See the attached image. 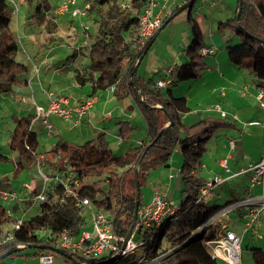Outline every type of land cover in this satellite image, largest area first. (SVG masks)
I'll list each match as a JSON object with an SVG mask.
<instances>
[{
  "label": "trees",
  "instance_id": "16d2710c",
  "mask_svg": "<svg viewBox=\"0 0 264 264\" xmlns=\"http://www.w3.org/2000/svg\"><path fill=\"white\" fill-rule=\"evenodd\" d=\"M151 1L153 0H81L83 4H79V0L77 2L80 6L88 5L84 17L91 16L95 32L86 33L87 45L82 56L85 63L71 69L74 73V83L78 87L91 85L89 96H93L113 87L119 81H125L138 104L146 124L147 136L142 146L129 149L120 155L113 154L108 149L104 133L98 134L95 139L83 145L68 143L61 138L56 139L45 153L44 161L53 171L69 170L70 174L65 180L59 178L68 184L67 179L73 176L79 180V187L74 189L76 193L74 197L65 194L64 184L55 182L52 191L45 190V201L38 202L35 219L22 220L21 231L15 235V239L19 238V241L23 242L24 247L21 250L25 248L33 250L32 254H26V257L60 256L65 264L221 263V260L212 257L210 248L204 245L203 240L206 237L213 238L208 220L230 203L212 205L207 196L213 190L201 195L199 189L204 184L201 183L199 173L208 139L216 131L230 124L213 116H205L193 124H186L181 119V114L188 110L185 98L171 95L172 87L200 79L205 70L204 56L207 55L200 53V49L203 48L202 31L191 13V8L197 0H193L188 8L186 18L190 42L183 50L185 63L168 77V83L163 88L156 86L157 80L153 81L154 76L148 79L139 77L136 67L144 56L147 41L145 45L133 43L138 40L140 17ZM189 1L185 0V3ZM12 3L16 5L13 0H0L2 95L13 94L17 87L27 85L26 78L20 79L25 69L10 58L19 51L16 36L10 29L14 18L17 21L15 13L18 11ZM20 5L27 9L31 8V12L28 11L23 17L24 26L32 29H51L52 23L48 17L50 8L46 0H22ZM181 6L173 9L171 16ZM217 29L221 32L232 31L239 39L237 44L225 46L227 59L237 68H250L257 86L264 92V0H237L235 16L218 23ZM61 39V36L51 38L49 42ZM74 52L73 50L72 59L75 57ZM32 118L14 117L15 124L9 148L17 152L19 159H24L26 154L34 155L38 146L37 134L30 128ZM117 126L118 138L122 140L127 139L134 131L127 121H119ZM176 149L182 157L179 168L183 182L180 203L175 213L164 219L159 226H151L138 232L137 235L143 239L137 242H143L139 246L143 247L140 256L132 254L126 258L103 256L97 259H84L76 253H68L58 248V237L62 232H66L74 240L80 239L86 224L87 210L85 206L79 205L78 201L81 200H87L93 210L108 214L113 231L125 236L130 228L135 208V173L140 208L141 187L149 173L161 166H167ZM53 158L56 159L55 162L52 161ZM9 220L6 209L0 205V235L2 225ZM42 230L48 231L47 238L36 234ZM162 238H165L166 246L161 248ZM16 245V242H10L1 246L0 255ZM251 254L253 264H264L262 249L253 248ZM13 255L16 254L10 256Z\"/></svg>",
  "mask_w": 264,
  "mask_h": 264
},
{
  "label": "crops",
  "instance_id": "0c3cea01",
  "mask_svg": "<svg viewBox=\"0 0 264 264\" xmlns=\"http://www.w3.org/2000/svg\"><path fill=\"white\" fill-rule=\"evenodd\" d=\"M80 1L81 0H79V4H83ZM207 1L208 0H201L199 10L205 15H207V13H210L212 10L215 13V16L213 13L212 23L214 22V26L210 30L209 39L208 41H206L205 39V42L203 43V48L211 49L212 53L210 55L204 56L205 70L202 77L195 81L183 82L178 84L175 92L172 90L171 95H173L174 97L185 98V104L188 110L186 111V113L181 114V119L186 124H193L203 119L205 116H213L216 119L224 120L225 122L230 124V126H226L222 129L230 128L229 130H233L234 136H225V146H222L223 150L220 152L221 154L211 160V162H213L212 164L205 166L202 164L203 162L201 160L200 171L201 169H208V171L214 175V178H220L223 180V182L219 186H215L213 189H211L213 191L208 194L211 195L210 202L214 200L215 195H220V186H224L227 184L231 189V191L229 190L231 198L226 202L232 204L238 200L245 199L246 197L256 196L260 194L259 187L249 188L248 174L239 176L233 175L244 170L249 164L258 162L264 155V111L259 107L257 95L261 91V89L257 86L252 71L244 72L242 71V69L237 68L229 63L225 51V46L228 45V42L226 41L227 38L225 35H217L218 33L215 31V27H217L218 23L229 19L230 15L236 12V4L233 3V0H217L215 4L213 2L210 4V7L212 9L208 10L207 5H204L205 3H207ZM184 3L185 0H154V7L152 8V12L156 14L162 12L166 8H170L171 10H173L176 7L183 5ZM200 12H198V14H195L194 16L201 28L203 37L204 30L200 19L204 18V15H202ZM217 12H219V15H216ZM48 17L50 18L52 23L51 29L45 28L47 30V33H50L49 40L51 38H58V32L61 33L62 36L68 37L74 47L76 43L78 44L79 37L84 39L76 48H73V50L75 51V57L68 61L62 68L56 69L55 73H52L50 77H48V73H44L43 79L41 80V73L38 72L37 74H31V77L33 78H26L27 85L23 87H25V89H28V101L30 102L26 101L27 94H23L22 92L18 93L17 88L15 89L13 94H0V126L4 118H8L12 122V124L8 125L12 128L10 132L9 127H6V129L5 126L1 128L2 136L0 137V203L2 201H10L13 206L24 203L27 208L32 209H35L38 203L34 201V197L41 191L43 187L42 179L40 178L41 186L38 188L33 187L32 184H24V188L27 191H31L33 189L31 191V194L26 196L25 198L23 192L17 193V191L14 190L16 188V182H13L11 176H16V174L18 175L25 169L24 166L35 164L39 174L40 172L44 173L42 171L44 170L49 174L52 173L54 177H59L57 172L50 169V166L44 161L45 153L48 152L56 139L61 138L65 142H68L66 140V137L71 134V131H74V128H79L78 132L81 139H83L86 134H90V137H92L91 139H93L100 133H104V135L107 136V132H105L106 128H104L103 124V121L106 119L108 120L107 122L112 124V126L109 128L110 134L117 140H122L118 138L117 123L119 121L129 122L130 126L134 129L132 134H130L128 138L125 139L126 145L123 153L129 149L142 146L146 141L147 136L146 124L140 114L138 104L135 101L133 94L128 89L125 81H119L113 87L105 91L98 92L93 96H89V94L91 93V85L88 84L84 87H78L74 83V73H67L70 72L72 68L78 67L74 66V63L79 60V56L81 57L79 65L81 66L85 63V59L82 58V56L84 55L83 52H85L84 48L87 45L85 38L87 32L84 28L86 23L81 22V33L83 34L82 37L80 32L71 30L77 18H72L70 14L55 16L49 13ZM174 18L175 16L168 23H166L165 26L156 34L152 45L158 39L161 32L173 22ZM55 35H57L58 37ZM169 35H171V40H169L173 44L166 43V56L161 57L157 52L160 46V42L159 45H157L154 49H152L151 45L144 54L143 58L138 63L137 74L139 77L148 79L154 76L153 81L161 78H166L171 74L173 75L176 72V69L181 64L185 63L183 50L188 46L190 42V33L186 32L184 33L183 37H180V34L172 29ZM234 40L235 38L233 37L229 38L230 43H232ZM164 64H167V66L163 67ZM156 74L157 76H155ZM47 91L53 93L56 100L60 101L59 106L63 108L66 106L75 107L88 98H93L94 103L91 109L83 116V118L78 123H75L74 121H65L55 114H50L45 119V122H43V118L37 117L35 115V107L38 106L45 109L48 107L50 99L48 98V96L46 97ZM67 91H69V95H66ZM9 96H12L14 99H10ZM117 101H119V103H116ZM15 102H20L22 104L31 103L32 110L30 112L28 111L27 116L33 117L31 119V124L33 125L30 128L32 132H35V134H37L38 140V146L34 155L26 154L24 159L18 158L24 163L11 161L8 158L9 155L4 153V150L9 148L11 132L15 124L14 117H27L24 116L25 111L15 108ZM220 111L226 114L224 118H221L219 116ZM137 114L139 117H137ZM233 115H235L237 119L233 120ZM57 119L64 122L63 124L68 123L70 127L68 129H66L65 127H60ZM48 126H50L51 128L49 129ZM82 126H84L85 128L82 129ZM137 127L140 128L138 129ZM136 128L138 130H142L141 137L136 136V133L138 131H136ZM230 142H233L235 144L233 150L230 149ZM254 142H256V145L254 144ZM11 152L17 153L16 151L12 150ZM176 152H178L177 149ZM246 152L255 153V158L250 162H245L243 156L246 154ZM35 155L38 156L35 157ZM222 159H227V167L229 169L228 173H224L219 165V161ZM52 161L55 162L56 159L53 158ZM4 164L8 166L7 169H2V166H4ZM38 166H42L43 168L38 169ZM11 171L13 172L11 173ZM166 173L167 171L163 170L162 167L154 169L149 173L146 181L149 180L148 185L150 189H152V194L150 195V199L148 202H142V206L149 204L153 195L155 193H158L156 186L159 187V184L165 179ZM44 174L47 175L46 173ZM231 180L234 182L233 184L230 183ZM47 183L45 184V186L47 185ZM54 185L55 184H52L51 190L48 191H52ZM237 185L238 189L236 188ZM38 189L39 191L37 192ZM5 195L6 197H4ZM212 205H215V203H212ZM8 212L9 211L6 209L7 215ZM86 212L89 211L86 210ZM245 212V209H237L228 214L229 216L235 215L241 217L243 231V216ZM263 214L264 211L259 216L258 223L255 225L253 231H244V235H257V229L261 226L260 219ZM224 218L226 217L215 219L214 224L216 225V230L220 231L225 228V230L232 231L230 227L227 228L225 226ZM87 220L88 221L86 222L92 230V226L90 224V213L87 217ZM86 224L84 225V227L86 226ZM84 227L82 232H91L89 230H84ZM7 231H2V233H5ZM212 233L214 238L215 232ZM21 246H23V244L16 245V247ZM221 262L223 261L221 260Z\"/></svg>",
  "mask_w": 264,
  "mask_h": 264
},
{
  "label": "rangeland",
  "instance_id": "374dc122",
  "mask_svg": "<svg viewBox=\"0 0 264 264\" xmlns=\"http://www.w3.org/2000/svg\"><path fill=\"white\" fill-rule=\"evenodd\" d=\"M13 1H15L17 8H18L17 13H15V17L17 18V21H15V18H14V20L10 24V29L16 36V40L19 44V51L14 53L10 58L14 60L16 63H18L20 66H22L23 69H25V71L21 73L20 79L25 80V78H28V79L33 78L31 77V74L33 75L34 73L33 64L35 63L36 65H38L39 72L41 73V80L43 79L44 73H48V77H50L52 73H55L56 69L62 68L68 61L72 59L71 56L73 55V48H76L80 44V42H82V40L84 39L79 37L78 44L76 43L74 47L72 45V42H70L65 36H62L61 33L58 32V35L61 36L62 39L60 41L49 42L48 40L50 37V33H47L46 29H37V28L32 29L30 27L23 25L24 24L23 17L28 11L31 12V8L27 9V7L20 5L22 0H13ZM46 1H47V6L50 8V10L55 9L61 2V0H46ZM216 1L217 0H208L207 3H205L204 5H207L208 10H210L212 9L210 7V4L212 2L215 4ZM233 3L237 4V0H233ZM200 5H201V0L195 1V3L193 4L192 10H191L192 15L198 14V12H200L199 10ZM213 13H214L213 10L210 13H207V15L201 13L202 15H204V18H201L200 22H202L204 36H206V37L203 36V43L205 42V39L206 41H208L210 30L214 26V22L212 23ZM187 14H188V9L178 13L175 16L173 22L161 32L158 39L152 45V49H154L157 45H159V42H160V46L157 52L161 57L166 56V49H165L166 43L173 44L170 42L171 35H169L172 29L178 32L180 34V37H183L184 33L189 32V27L186 21ZM216 15H219V12H217ZM214 16H215V13H214ZM234 16H235V13L230 15V18H233ZM81 22L86 23L84 28L86 29L87 33L94 34L95 27L92 23L91 16L77 18L71 30L81 33L82 31ZM215 28H216L215 31L218 33L217 35L226 36L227 38L226 41L228 42V44L234 45L239 42V39L234 35L232 31L227 30V31L221 32L217 29V27ZM81 36L83 37L82 33H81ZM230 37L235 38V40L232 43H230L229 41ZM78 59L79 60L74 63V66H78V67L80 66L79 62L81 61V57L79 56ZM166 66L167 64L163 65V67H166ZM242 71L249 72L252 70L250 68H245V69H242ZM67 73H73V72L70 70V72H67ZM155 76H157V74ZM175 89L176 87L171 88V90H173L174 92H175ZM29 90H30V84H29ZM17 91L18 93L22 92L23 94H27L26 101L29 100V94H28L27 88L25 89V87L20 86V87H17ZM47 92H50V91H47ZM69 94H70L69 91H67L66 95H69ZM9 98L14 99L12 96H9ZM116 103H119V101H117ZM15 108L25 111L24 116H27L28 111L30 112L32 110L31 103L22 104L20 102H15ZM137 117H139L138 114H137ZM107 121H108L107 119L104 120L103 124H104V128H106L105 132H107V136L105 135V138L108 141V149L111 150L113 154L120 155L125 150L124 148L126 145V141L125 139L123 141L117 140L115 137H113L110 134L109 128L112 126V124H110ZM57 122L59 123L60 127H65L66 129L70 127L68 123L63 124L64 122H62L59 119H57ZM10 124H12V122L8 118L7 119L4 118L2 120V123L0 126V137L2 136L1 128H3L4 126H5V129L6 127H9V132H10V130L12 129L10 126H8ZM32 125L33 124H31L30 127H32ZM84 128L85 127L82 126V129ZM137 128L139 129L140 127H137ZM137 128H136V131L138 130ZM229 129L230 128L218 130L213 135H211L208 143L206 144V152L204 153L202 157L203 165L206 166V165L212 164L213 162H211V160L215 157H218L221 154L220 152L223 150L222 146H225V143H224L225 136H230V135L234 136L233 130H229ZM78 131H79V128H74V131H71V134L68 135V137H66V140L68 142L76 143L77 145H83L85 144V142L95 139V137L91 139L92 137H90L91 136L90 134L89 135L86 134L83 137V139H81L79 137ZM136 136L141 137L142 130H138L136 133ZM254 144L256 145V142H254ZM4 153L9 155L8 157L9 160L15 161L18 163L19 162L24 163L18 159L17 153L11 152L9 148L5 149ZM255 156H256L255 153L246 152V154L243 156V159L245 162H250L251 160L255 158ZM181 163H182V157L180 153L176 152V150L175 152L173 151L168 161L167 166H161L163 170L167 171L166 177L159 184V187L156 186V189L158 193L162 196V198L167 199L172 204L173 207H177L181 199V190L183 187V182L179 174V168L181 166ZM7 168L8 166L6 164L2 166V169H7ZM24 168L25 169L21 171L18 175L17 174L16 176L12 175L13 177L11 176V178L13 179V182H16V188L14 190L17 191V193L23 192L24 197L26 198V196L31 194V191L33 189L31 191H27L24 188V184H32L33 187L38 188L41 186V179H40L41 177H40V174L38 173V170L35 164L24 166ZM39 168H43V167L38 166V169ZM42 171L50 177V180L45 186L44 190L46 191L51 190L52 184H55V179L53 178L54 175L52 173L49 174L45 172L44 170ZM12 172L13 171H11V173ZM69 172H70L69 170H64L61 172H57V174L60 178L65 180L69 176L70 174ZM199 178L201 180V183L204 184L206 182L213 180L214 175L211 172H209L208 169H204V170L201 169L199 173ZM230 183L233 184L234 182L231 180ZM148 184H149V180H147L146 183L141 187L142 202H148L150 199V195L152 194V189H150ZM228 188L229 187L227 184L224 186H220V191H221L220 195L219 194L215 195V198L212 201V203L213 204L215 203V205H222L227 200H229L231 198V194H230L231 189L230 188L228 189ZM236 188L238 189V185L236 186ZM38 191L39 189L37 190V192ZM207 200L208 201L211 200V195L207 196ZM38 204L39 203H37V205ZM0 205L9 211L8 216L10 217V221L7 223H4L1 227L3 232L7 230L9 231L12 230L13 224L16 221L34 220L37 215V210H36L37 208L35 209L27 208V206L24 203L17 205V206L16 205L13 206L10 201H7V202L2 201ZM88 216H89V212H85L86 221H88L87 220ZM223 217H226L224 218L225 226L227 228L230 227L232 231L240 238V250H241L240 263L241 264H253L251 249L260 248L264 251V214L262 215L260 219L261 226L257 229V235H254V236H252L251 234H246V235L243 234L244 231H243V226L241 222L242 220L240 216H235V215L229 216L228 215V216H223ZM84 230L91 231L88 223L84 227ZM36 234L42 238H47L49 236L48 231L46 230H42L41 232L38 231L36 232ZM217 234L219 233L216 232L215 236ZM19 240L20 239L18 238L17 240L15 239L13 242H16L17 244H23V242H20ZM140 240H143V239L140 238L137 234L134 235V239H133L134 242H138ZM165 246H166V240L165 238H162L160 240V247L162 248ZM23 247H24V244L23 246L19 248H23ZM142 251H143V247H137L135 249L134 254L138 257L141 255ZM32 252H33L32 249H26V248L22 250L20 249V251L15 253L16 255L6 257L0 260V264H40L37 256H33V257L25 256L26 254H29V255L32 254ZM52 257H53L54 264H65L63 258H61L60 256L54 257L52 255ZM222 264H226V263H222Z\"/></svg>",
  "mask_w": 264,
  "mask_h": 264
},
{
  "label": "built area",
  "instance_id": "2783aa9c",
  "mask_svg": "<svg viewBox=\"0 0 264 264\" xmlns=\"http://www.w3.org/2000/svg\"><path fill=\"white\" fill-rule=\"evenodd\" d=\"M78 0H61L60 4L49 11V14L55 16H63L70 14L71 17L82 18L86 16V8L88 5L80 6L77 4ZM15 9L17 7L12 3ZM154 7V0L149 2L143 10L140 17L138 40L133 45H145L146 41L163 25L164 21L169 18L172 14L170 8H166L162 12L154 14L152 8ZM202 55H210L211 49H200ZM34 74L39 72L36 64H33ZM169 77V76H168ZM168 77L166 80H157L156 86L163 88L168 83ZM50 103L48 107L41 108L35 107V115L43 118V122L50 114H55L59 118L65 121H74L78 123L83 116L91 109L94 100L93 98L85 99L82 103L75 107H60V101L56 100L53 93L46 92ZM257 99L259 101V107L264 111V92L261 90ZM225 113H219L221 118L225 117ZM232 119H237L235 115ZM50 129L51 127L48 126ZM230 149L233 150L235 144L229 143ZM219 165L224 171L228 173L227 159L219 161ZM249 175V188H260V194L256 196H249L245 199L238 200L223 209L217 214L213 215L209 220L210 231L218 232L214 238H204L203 243L210 248L212 257L221 259L226 264H241V250H240V238L231 230H225L223 228L220 231L216 230L214 224L215 219L227 216L229 213L237 209H245L246 212L244 218V231H253L255 225L258 223L259 216L264 211V155L256 163L249 164L244 170L234 174L233 176ZM43 187L41 191L35 195L34 201L43 202L46 199L45 184L50 180V177L40 172ZM55 182H61L64 184V192L66 195H72L76 197L74 189L79 187V180L73 176H70L66 184L59 177H54ZM223 182L220 178H214L213 180L204 183L200 187L199 191L201 195H206L207 192L213 189L215 186L220 185ZM6 197V195L4 196ZM79 205H83L90 213V224L92 230L90 233L82 232L79 240H74L66 232H62L58 237V248L68 253H76L84 259H97L103 256H120L128 257L135 253V249L143 244L134 242V235L138 234L140 230L147 229L151 226H159L160 223L169 217H171L177 207H173L172 204L158 193H155L147 205H143L138 208L136 220L134 221L132 231L128 238L126 235H118L113 231L112 223L108 214L102 211H95L90 206L87 200L78 201ZM22 220H18L13 224V229L0 235V247L4 246L15 240V235L21 231ZM214 228V229H213ZM40 264H54L53 257L51 255H40L38 257Z\"/></svg>",
  "mask_w": 264,
  "mask_h": 264
},
{
  "label": "water",
  "instance_id": "95a60500",
  "mask_svg": "<svg viewBox=\"0 0 264 264\" xmlns=\"http://www.w3.org/2000/svg\"><path fill=\"white\" fill-rule=\"evenodd\" d=\"M192 2L193 0H190L188 3H185L183 4L177 11L174 15L170 16L169 18L166 19V21L164 22V24L156 31V33H154L150 38L149 40L147 41L146 43V46H145V50H144V54L146 53V51L149 49V47L151 46V44L153 43L154 41V38L156 36V34L164 27V25L166 23H168L174 16H176L178 13L188 9L190 7V5H192ZM239 8H238V11H237V15H236V19L238 20L239 19ZM140 62V60L138 61V63ZM137 63V64H138ZM137 67V66H136ZM136 67L134 68V71H136ZM134 180H135V208H134V212H133V219H132V222H131V225H130V228L128 230V232L126 233V238L129 237L131 231H132V227H133V224H134V221L136 220V216H137V212H138V182H137V174L135 173L134 175ZM21 248L19 247H12L10 248L9 250L5 251L4 253H2L0 255V260L6 258V257H9L10 255L20 251Z\"/></svg>",
  "mask_w": 264,
  "mask_h": 264
},
{
  "label": "clouds",
  "instance_id": "9594fccd",
  "mask_svg": "<svg viewBox=\"0 0 264 264\" xmlns=\"http://www.w3.org/2000/svg\"><path fill=\"white\" fill-rule=\"evenodd\" d=\"M52 256V255H51Z\"/></svg>",
  "mask_w": 264,
  "mask_h": 264
}]
</instances>
